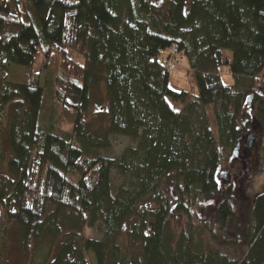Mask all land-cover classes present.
Returning a JSON list of instances; mask_svg holds the SVG:
<instances>
[{"label":"trees","instance_id":"16d2710c","mask_svg":"<svg viewBox=\"0 0 264 264\" xmlns=\"http://www.w3.org/2000/svg\"><path fill=\"white\" fill-rule=\"evenodd\" d=\"M166 4L0 0V62L29 77L0 90V203L22 251L38 247L34 264H264V191L239 212L232 185L218 176L240 138L264 135V0ZM174 46L197 95L170 87L160 54ZM79 47L87 50L82 66L69 58ZM43 54L69 80L53 98L72 113L71 133L59 132L56 113L42 125L45 91L35 77ZM97 88L106 101L99 122L88 116ZM116 136L136 148L103 156ZM205 202L227 240L212 230L211 238L247 248L242 261L206 246L208 228L193 217ZM179 216L191 221L180 231L172 223ZM101 223L104 240L84 236Z\"/></svg>","mask_w":264,"mask_h":264},{"label":"rangeland","instance_id":"374dc122","mask_svg":"<svg viewBox=\"0 0 264 264\" xmlns=\"http://www.w3.org/2000/svg\"><path fill=\"white\" fill-rule=\"evenodd\" d=\"M24 1V0H22ZM168 0H155V4L166 7V2ZM87 50L79 47L76 51L69 52V58L74 63H78L81 66L85 63V56ZM226 56L231 59V53L225 52ZM45 63L48 67L45 68ZM60 62L57 63L55 59H48L46 55H41L38 64L36 66V71L39 73L35 77V84L45 91V99L43 103V113H42V125L44 128H48L50 124L51 117L56 113V120L58 121L59 132L61 133H71L73 129V116L71 112H68L65 108L60 107L56 104L53 96L54 91L64 90L66 83L69 81L66 75L61 72L59 68ZM60 71V72H59ZM219 75L221 76L224 84L233 85L234 80L230 74L228 67H223L219 69ZM29 77L25 69L19 67H12L7 65L4 61L0 62V90L5 87L8 83L14 84H25L28 83ZM170 87L176 91H187L192 95L198 94V89L195 82L194 73L190 70L188 63L184 60L177 71L170 76ZM104 90L102 88H97L94 90L92 97V104L90 105V110L88 113L89 121L97 120L100 121L102 112L105 109L106 101L104 97ZM172 106H174L172 104ZM176 111H183V106H174ZM208 114L211 120L212 127L215 129V116L211 107L208 108ZM97 122V123H98ZM4 132V125H0V134ZM255 132V131H254ZM257 132V131H256ZM257 136L259 133L257 132ZM263 139L262 148L259 151V160L262 162L264 171V135H260ZM111 149L103 152V156L111 159H119L122 154L130 148H136L137 143L129 138L116 136L111 138ZM241 169V164H239L233 157V152L225 164L218 172V176L221 172L229 170L231 175V181L228 184L232 185L234 190V206L239 212L243 211L247 206V199L250 198L254 200L258 195L264 191V173H260L255 176V182L252 185L244 183H238L236 181V174ZM7 179V174L5 170L0 173V183H5ZM113 187L116 190L122 184V178L114 171L112 173ZM195 217L194 222H199L201 225H205L207 229V234L204 237L206 246H210L220 253L229 256L232 260L242 261L246 254L247 248H242L236 251L228 250L224 245L218 243L219 240L211 238V230L215 235L220 236L219 226L215 221L213 215V203L205 202L202 203L198 208L194 210ZM190 220L179 216L172 220L173 226L176 230L185 229ZM106 234V228L104 224H99L94 229H86L84 236L86 238L95 240H104ZM222 239H226L225 234H221ZM18 232L16 226L9 221L7 208L0 203V264H34L36 259V252L38 247L31 243L29 252L25 253L22 251L20 245L18 244ZM227 240V239H226ZM224 240V241H226ZM55 243L52 244L54 250L57 249L59 241L54 240ZM48 244L51 242L48 241ZM55 258L54 253L50 255V260Z\"/></svg>","mask_w":264,"mask_h":264},{"label":"flooded vegetation","instance_id":"af4514ba","mask_svg":"<svg viewBox=\"0 0 264 264\" xmlns=\"http://www.w3.org/2000/svg\"><path fill=\"white\" fill-rule=\"evenodd\" d=\"M262 144L263 139L260 135L256 136V140L250 152L245 151L242 144L239 155L244 159V162L241 163L240 161L236 160L239 164H241V169L236 174V181L238 183L247 182V184L252 185L255 182V176L258 174L257 171H259L260 173H264L262 162L259 160V151L262 148ZM244 175H246L247 177L243 178ZM229 178L231 181V177ZM251 180H253L252 184H250Z\"/></svg>","mask_w":264,"mask_h":264},{"label":"built area","instance_id":"2783aa9c","mask_svg":"<svg viewBox=\"0 0 264 264\" xmlns=\"http://www.w3.org/2000/svg\"><path fill=\"white\" fill-rule=\"evenodd\" d=\"M4 1L9 2L10 0ZM183 61L184 56L178 46H174L170 50L161 52L160 54V64L165 67L170 76L177 71Z\"/></svg>","mask_w":264,"mask_h":264},{"label":"water","instance_id":"95a60500","mask_svg":"<svg viewBox=\"0 0 264 264\" xmlns=\"http://www.w3.org/2000/svg\"><path fill=\"white\" fill-rule=\"evenodd\" d=\"M256 136H257V132L255 131V132L251 133L250 135H248L247 137H243V138H240L238 140L237 145L233 151V157L235 160H238L241 163L244 162V159L241 158L239 155L242 144L244 146L245 151L250 152L253 145H254V142L256 140ZM229 177H230V171L229 170H226V171H223L220 173V179H222V180L229 181L230 180ZM246 177H247L246 175L243 176V178H246ZM252 183H253V180L250 181V184H252Z\"/></svg>","mask_w":264,"mask_h":264},{"label":"crops","instance_id":"0c3cea01","mask_svg":"<svg viewBox=\"0 0 264 264\" xmlns=\"http://www.w3.org/2000/svg\"><path fill=\"white\" fill-rule=\"evenodd\" d=\"M19 1L24 3L26 0H24V1H22V0H19Z\"/></svg>","mask_w":264,"mask_h":264}]
</instances>
